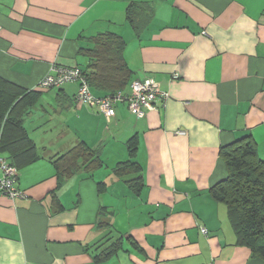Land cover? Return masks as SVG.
Returning <instances> with one entry per match:
<instances>
[{"label":"crops","instance_id":"crops-1","mask_svg":"<svg viewBox=\"0 0 264 264\" xmlns=\"http://www.w3.org/2000/svg\"><path fill=\"white\" fill-rule=\"evenodd\" d=\"M132 3L152 10L139 34ZM104 32L124 38L133 80L153 79L165 104L138 118L121 103L109 121L76 100L78 82L40 88L55 69L84 67L80 50ZM0 78L46 97L26 121L43 156L19 170L24 197L0 194V264H264L209 193L228 175L222 147L251 136L264 160V0H0ZM28 122L60 132L36 139ZM135 136L139 193L136 174L113 171ZM81 142L104 166L61 181L51 158ZM110 238L120 248L95 262Z\"/></svg>","mask_w":264,"mask_h":264},{"label":"trees","instance_id":"trees-1","mask_svg":"<svg viewBox=\"0 0 264 264\" xmlns=\"http://www.w3.org/2000/svg\"><path fill=\"white\" fill-rule=\"evenodd\" d=\"M126 17L139 34L152 19L150 4L132 3L127 8ZM90 40L91 46L80 50L87 63L78 69L81 70L92 93L98 98L115 97L119 93L124 97L131 95L134 80L133 72L124 58V38L112 32H104ZM41 94L42 91L23 90L0 78V155L6 154L5 158L18 171L43 156L26 129V121ZM159 102L161 101L158 100L156 106ZM121 103H125L129 108L127 102H118L114 106L115 115L116 107ZM161 104L163 105L162 102ZM137 146L138 139L135 136L127 143L129 159L118 163L113 171L118 177L136 174V178L129 179L127 183L134 192L139 193L144 184L140 174L141 168L134 160ZM220 155L228 175L213 186L209 193L212 199L226 206L237 244L249 248L253 258L264 260V160L259 157L257 145L251 136L222 147ZM51 162L61 181L79 173L91 176L105 164L100 151L83 142L51 158ZM111 239L98 245L97 248L101 252L95 256V262L106 261L120 248V240L109 244Z\"/></svg>","mask_w":264,"mask_h":264},{"label":"built area","instance_id":"built-area-1","mask_svg":"<svg viewBox=\"0 0 264 264\" xmlns=\"http://www.w3.org/2000/svg\"><path fill=\"white\" fill-rule=\"evenodd\" d=\"M68 82H79L80 87L77 101L86 106L97 109L108 120L115 115L114 106L118 102H127L130 111L138 118L145 116L148 110H155L156 103L160 100L163 104L168 100V94L160 91L158 84L151 78L136 79L131 85V95L124 97L119 93L115 97L98 98L95 96L88 83L78 68H58L54 74L46 76L40 83L41 89L58 88ZM19 171L3 156H0V194L15 200L24 197L17 184ZM204 235L208 234L206 228H201Z\"/></svg>","mask_w":264,"mask_h":264},{"label":"rangeland","instance_id":"rangeland-1","mask_svg":"<svg viewBox=\"0 0 264 264\" xmlns=\"http://www.w3.org/2000/svg\"><path fill=\"white\" fill-rule=\"evenodd\" d=\"M40 99H43L42 101H39V107H41V105H44V107L46 106V97H43V96H40L39 100ZM28 124L30 126H32L31 129H34L38 132L37 134H35V137L36 139H38L39 137H43L42 135L44 134V130L48 131V134L45 135L46 137L45 140L49 141L50 139H54L55 136H57V134L60 132V128H54L53 126L52 127H49V125L46 126V123L45 124H40L41 127L37 128V126H40V125H37V122H34V123H31V122H28ZM59 129V130H58ZM53 131V133H52ZM52 133V134H50ZM56 139V138H55Z\"/></svg>","mask_w":264,"mask_h":264}]
</instances>
